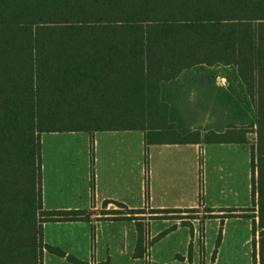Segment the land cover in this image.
Here are the masks:
<instances>
[{
    "label": "trees",
    "instance_id": "16d2710c",
    "mask_svg": "<svg viewBox=\"0 0 264 264\" xmlns=\"http://www.w3.org/2000/svg\"><path fill=\"white\" fill-rule=\"evenodd\" d=\"M222 68L240 93L216 86ZM191 103L222 117L191 128ZM127 129L145 131L149 144L244 143L254 131L264 264V0H0V264H42L44 249L64 256L43 243V222L89 218L43 209L41 133ZM114 204L101 213L136 220L141 256L143 209Z\"/></svg>",
    "mask_w": 264,
    "mask_h": 264
},
{
    "label": "crops",
    "instance_id": "0c3cea01",
    "mask_svg": "<svg viewBox=\"0 0 264 264\" xmlns=\"http://www.w3.org/2000/svg\"><path fill=\"white\" fill-rule=\"evenodd\" d=\"M64 132H84L81 148L75 154L56 148L51 161L61 169L81 160V173L53 175L48 188L41 179L43 209H85L89 218L43 222V243L65 254L44 249L42 264H75L68 256L82 264H259L261 229L248 139L149 144L139 129ZM114 202L143 209L136 215L151 242L143 244L141 256L135 254L136 220L101 213L120 209ZM163 209L178 212L151 213ZM195 209L205 212L202 222L185 223L183 212Z\"/></svg>",
    "mask_w": 264,
    "mask_h": 264
},
{
    "label": "rangeland",
    "instance_id": "374dc122",
    "mask_svg": "<svg viewBox=\"0 0 264 264\" xmlns=\"http://www.w3.org/2000/svg\"><path fill=\"white\" fill-rule=\"evenodd\" d=\"M229 85H232V88L235 90V92L238 94L240 93V87L238 86V82L234 80H227L226 78L219 77L216 79V86L225 88ZM236 94V95H237ZM240 105L247 109L248 115L253 119L254 118V109L252 105H250L249 101L244 99L240 102ZM231 110H227L226 112L228 114H232L236 108L231 107ZM229 108V109H230ZM122 109H125L123 107ZM235 109V110H234ZM124 111V110H123ZM225 112V113H226ZM185 117L189 119L191 128H207L209 126H214L217 122H219V119H221L222 116H217L215 111L205 109L203 106L195 105L191 103L189 106L185 107ZM255 129V127H254ZM84 135V132H77L75 134L63 132V133H43L41 135V179H42V186L45 183L47 185V188L49 186L50 180L53 177V175L57 176H66L71 175L72 173H75L77 171V174H80L81 172H78V167L81 165V160L78 162V164L75 165L74 161L72 163H68L62 166L61 169H59V166L53 165L51 159L55 155V149L56 148H71L70 152L72 154H75L77 152V149L81 148L82 143V136ZM151 135H160L164 136L165 134H154ZM167 135V134H166ZM248 144L254 145L256 142V133L254 131L249 132L247 134ZM59 169V170H58ZM46 181V182H45ZM48 192V190H47ZM185 218V223L188 222V220L192 218H196L198 220V223H201L202 220L205 217V212L203 210L195 209L193 211L187 210L183 212L182 214ZM148 217V216H146ZM259 233L257 235V238L259 240ZM151 242L149 238L145 240L146 245H148Z\"/></svg>",
    "mask_w": 264,
    "mask_h": 264
},
{
    "label": "water",
    "instance_id": "95a60500",
    "mask_svg": "<svg viewBox=\"0 0 264 264\" xmlns=\"http://www.w3.org/2000/svg\"><path fill=\"white\" fill-rule=\"evenodd\" d=\"M227 74H228V71L226 69L222 68V69L219 70L218 76L226 78Z\"/></svg>",
    "mask_w": 264,
    "mask_h": 264
}]
</instances>
